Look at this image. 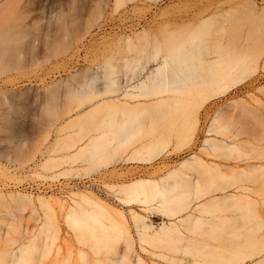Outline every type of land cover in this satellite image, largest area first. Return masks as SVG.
<instances>
[{
	"label": "rangeland",
	"instance_id": "374dc122",
	"mask_svg": "<svg viewBox=\"0 0 264 264\" xmlns=\"http://www.w3.org/2000/svg\"><path fill=\"white\" fill-rule=\"evenodd\" d=\"M196 33L206 47L201 57L218 52L223 69L236 58L229 50L232 42L240 54L232 80L203 105L197 95L178 94L164 104L128 101L129 106L85 116L98 100L86 92L107 85L111 72L122 85L137 77L127 82L129 89L158 67L171 51L167 43L183 41L190 48ZM169 125L174 133L168 132ZM120 130L126 133L121 136ZM106 133L100 152L70 157L90 138ZM207 138H227L238 147L213 149ZM192 154L198 162L183 166ZM49 159L54 165L46 168ZM93 162L102 167L98 173L91 169ZM171 172L176 174L168 183L181 177L187 181L182 195L173 194L182 206L205 189L232 194L240 188L239 197L196 212L202 220L197 233L189 234L203 252L230 251L238 226L245 221L250 228L260 221L258 232L254 225L249 231L257 232L262 252L231 264H264V0H0V255L31 241L44 245L45 215H53L45 214L38 196L71 206V199L84 194L100 203L105 223L125 221L130 249L119 240L114 251L97 253L78 240L64 218L66 209L54 205L57 227L52 230H58L48 240L51 251L44 264L118 263L125 252L123 264H205L202 256L185 252L191 244L186 240L164 247L141 242L133 213L154 227L165 217L145 212L137 202L123 203L110 188L140 178L159 183ZM85 178L91 184H79ZM18 194L32 196L33 203L11 199ZM213 199L207 196L198 206Z\"/></svg>",
	"mask_w": 264,
	"mask_h": 264
},
{
	"label": "bare ground",
	"instance_id": "6f19581e",
	"mask_svg": "<svg viewBox=\"0 0 264 264\" xmlns=\"http://www.w3.org/2000/svg\"><path fill=\"white\" fill-rule=\"evenodd\" d=\"M236 19L237 18L233 20ZM237 22L238 20L236 21V23ZM197 34L198 33L193 36L192 46L190 48H187L184 45L185 43L183 41H176L172 42L171 44L167 43L166 46L170 47L171 51L162 55V62L157 64L158 67L150 71L148 70V75L145 76V79H140V81H138V84L131 86L129 89H126V87L128 86L127 82L129 80H134L137 77L129 78L126 81V85H122L119 79H115L113 77V73L115 72H111L108 75L109 82L107 83V85L99 89L97 88L98 90L96 89L86 92L88 95H90V97H92V99L98 100L97 103H95L94 106L89 111H87L85 116L94 117V115L107 110H112L114 107L116 108L129 106L131 102L143 104L142 100H150V102L155 101L159 104H164L168 101H174L175 96L178 94L193 97L194 95H197V97L202 100L203 105L207 100V96H214V94L212 95V93L228 85V81L232 80L231 70L233 68H239L238 66L240 64V54H238V50L235 48V44L233 42L232 44L230 43L232 45V48H229V50L232 53L231 55H236V58L229 59L228 63L226 64V66H224L223 69L220 61L221 55L218 52H208L207 55L216 54L209 59H203L201 57L202 55H200L199 51L205 46L202 45V35ZM237 37L238 36L236 34L233 37L232 41L237 40ZM204 49L206 50V47ZM156 50L157 52L161 51L159 47H157ZM145 69L146 66L142 68V71L138 76H140L145 71ZM192 87L195 88V91L191 90ZM123 100L126 101L123 102ZM247 113L248 112H246L245 114L247 115ZM171 125H176V122L171 123ZM127 128L128 127H126V129ZM167 130L170 133H174L175 127L172 129V127L169 125ZM124 131L120 130L118 134L121 133L120 135L122 136V133H126ZM170 133H168V135ZM106 135H108V133L102 136H97L96 138H90L88 141H86V143L78 147L77 151H74L70 157L74 158L75 155H79L78 157L85 156V152L89 150H93V152H100L102 150V140H104V137H106ZM226 139L218 140L215 138H207L205 139V143L211 144V147L213 149L220 148L223 150H234L238 147L236 143L226 142ZM72 147H74V144H72ZM95 157L100 156L98 155ZM95 157H93L92 159L95 160ZM142 161L149 162L150 160L147 158H143ZM197 162L198 156L192 154L183 162L182 165L192 167L195 166V163ZM46 163H44V167L46 168L54 165L53 160L50 159L47 160ZM93 164H91V169H94L96 172L102 170V167L100 168L97 162H93ZM107 167L108 163L103 166V168ZM175 174V172H171L159 183L149 178H140L129 181L128 183H121L118 186L110 187L111 189H115V191H117L118 195L120 196L119 200L123 203L137 202L141 207H143V210L145 212H157L165 217L161 224L154 227L146 223V217L136 214L135 212L133 213L135 228L141 242L153 246L164 247L168 243H172L175 240H186L189 243L191 242V244L186 245L185 252L193 257L199 258L200 256H202L203 262L205 264H231L232 262H240L248 257H252L255 252H257V254H260L262 252L263 248L259 244H257L256 241L258 232L257 230H260L263 227V224L260 221L252 223L255 226V230L257 231L254 233H250V228L252 229L253 225L249 228V223L245 221L242 222V224L237 228L238 232H234L235 234L232 233V236L234 235L236 237L235 240L230 242V244L233 243V246H231L232 250L230 251L225 250L223 247L221 248L222 250H209L207 252H203L201 249H197L195 247V243H199L198 239L192 237L189 234L196 232V230L198 229V222L202 220V218L196 217L195 213L200 210L205 211L215 206V203H217V201L223 199L226 200L227 198L239 197L238 192L240 191V188H234L232 194H227V192H225V190L223 189L220 193L207 192V190L205 189L200 191V194L198 193L199 195L195 194L196 197L193 198L191 202H189V204H185L182 206L180 203L176 202V198L173 196V194H178L179 191H181L180 189L184 187L187 188L188 185L187 181L185 179H182V177L173 184L168 183V177H172ZM193 184H195L196 188L198 187L199 189L200 184L198 182H194ZM180 194L181 192L179 193V195ZM207 196L213 197L214 203L200 208L198 206L199 200H202ZM3 197L4 196L0 194V201L3 200ZM14 198L33 203V197L30 195L18 194L16 196H11V199ZM50 198L51 197H49L48 199L41 196H38L36 198L45 214L49 213L53 215L52 217L45 215L46 219H54V215H56V211H54L55 206L57 207V209H59V211H63L64 209H66L64 218L67 220V224L70 226V228H72L76 233L78 240L86 245L91 244L92 248L97 253L100 252V250L102 251L104 249L108 253L110 250H113L115 245L114 243L119 240H122L126 243L127 250L130 249L132 245V238L130 236V231L127 227V224L125 223V221H123L122 217L121 222L109 219L108 223H105V219L107 218L102 211V206L100 205V203L93 202L84 194H80V196L76 195L75 199H71V206H66L64 202L57 198ZM86 205L91 206V208H87ZM48 219L45 221L46 223H44L41 229V232L45 234V243L41 248H39L35 242L31 241L28 242L27 245L20 247L17 252L7 249L0 255V264H44V258L49 255L51 251L48 240L54 238L57 234L56 230H58L53 229L55 232L52 230V228L57 227L56 221H48ZM50 222L51 224H55L53 225L54 227H52L51 224V228L49 227ZM199 230L201 231V228ZM214 230L215 229H213V231ZM126 253L127 252H125L121 256L122 260L118 263L108 262L101 264H123L127 259ZM226 253H228V255Z\"/></svg>",
	"mask_w": 264,
	"mask_h": 264
},
{
	"label": "built area",
	"instance_id": "2783aa9c",
	"mask_svg": "<svg viewBox=\"0 0 264 264\" xmlns=\"http://www.w3.org/2000/svg\"><path fill=\"white\" fill-rule=\"evenodd\" d=\"M92 180H94V179H92ZM89 181L90 180H88L87 178H85V179H82V181H79V184H81V183H83V184H85V185H87V184H91V182L89 183ZM83 184H81V185H83ZM54 187V186H53ZM58 188H54V190H57Z\"/></svg>",
	"mask_w": 264,
	"mask_h": 264
}]
</instances>
